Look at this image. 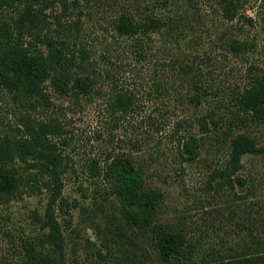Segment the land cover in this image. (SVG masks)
<instances>
[{
	"label": "rangeland",
	"instance_id": "1",
	"mask_svg": "<svg viewBox=\"0 0 264 264\" xmlns=\"http://www.w3.org/2000/svg\"><path fill=\"white\" fill-rule=\"evenodd\" d=\"M65 10L48 0L44 12L80 25L79 37L89 49L87 72L96 79L88 95H62L48 82L46 98L21 107L0 93V130L18 133L23 121H57V138L66 156L63 188L53 205L65 238L64 264H168L161 260L151 225L127 224L111 183L93 178L88 162L122 159L139 169L144 188H158L152 223L181 233L190 255L174 264L252 257L264 264V150L246 153L238 175L244 184L219 185L216 171L230 157L228 135L247 133L264 149L261 122L244 118L229 123L239 91L252 73H264V0H243L233 21L222 17L216 0H79ZM180 14L181 33L163 28L148 35L119 36L114 23L121 13ZM233 38L255 47L236 55ZM135 43V44H134ZM199 87L195 89L193 81ZM133 94L126 112H115L113 96ZM197 92L201 103L192 101ZM219 119L213 130L210 117ZM205 121L210 130L204 131ZM200 139L191 159L183 137ZM51 190L19 192L0 203V264H22L25 242L45 249Z\"/></svg>",
	"mask_w": 264,
	"mask_h": 264
},
{
	"label": "trees",
	"instance_id": "2",
	"mask_svg": "<svg viewBox=\"0 0 264 264\" xmlns=\"http://www.w3.org/2000/svg\"><path fill=\"white\" fill-rule=\"evenodd\" d=\"M65 10L75 9L79 0H57ZM220 14L226 20H235L241 12L243 0H216ZM48 0H0V93H6L19 106H36L41 98H46L45 85L49 82L53 89L62 95H88L94 89L96 79L87 72L89 49L79 37L80 25L77 20L62 23L56 19V27L44 12ZM180 14L163 18L155 13L141 16L125 11L114 23L119 36L136 37L172 28L179 35L182 19ZM135 44V43H134ZM255 43L233 38L230 43L236 55L249 51ZM194 80L195 89L199 87ZM192 101L201 103L197 92ZM133 103V94L118 91L112 99L115 112H126ZM234 114L229 119L233 124L247 118L261 122L264 127V73H252L249 83L239 91L235 101ZM25 129L18 133L0 130V203L8 201L19 192L37 193L43 187L51 190L48 203L47 224L50 233L48 246L38 248L32 242H25L22 264H64L65 238L61 223L55 217L53 205L63 188L62 175L66 168L65 154L57 138L63 128L57 121L34 122L29 118L23 121ZM212 129L221 128L219 119L210 117ZM204 131L210 130L205 121ZM229 149L230 157L224 168L216 171L221 177L219 185L233 186L235 182L244 184L238 175L242 167V157L246 153L263 152L257 139L247 133L233 134L232 127ZM183 151L193 159L199 153L200 139L195 134L183 138ZM93 178L107 179L112 191L120 199V214L127 224L151 225L155 246L161 260L168 264L181 262L190 255L192 248L185 237L170 231L162 223H152L153 215L163 194L160 189L145 190L142 172L131 163L108 156L104 163L99 160L88 162ZM200 264H259L252 257L240 259H214Z\"/></svg>",
	"mask_w": 264,
	"mask_h": 264
}]
</instances>
